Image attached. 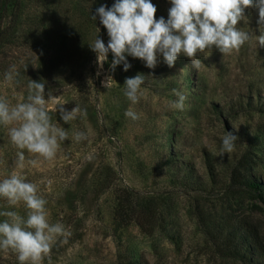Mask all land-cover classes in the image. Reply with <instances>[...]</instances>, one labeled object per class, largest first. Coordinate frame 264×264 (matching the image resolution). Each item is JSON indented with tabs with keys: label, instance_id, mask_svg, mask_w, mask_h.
Returning a JSON list of instances; mask_svg holds the SVG:
<instances>
[{
	"label": "rangeland",
	"instance_id": "1",
	"mask_svg": "<svg viewBox=\"0 0 264 264\" xmlns=\"http://www.w3.org/2000/svg\"><path fill=\"white\" fill-rule=\"evenodd\" d=\"M113 2L23 0L18 30L0 47V99L23 103L31 80L42 81L56 97L48 105L52 123L67 136L53 159L32 166L28 161L35 157L25 152L18 168L19 150L0 127V181L15 172L35 184L47 201L48 222L65 228L40 264H264V202L232 179L244 158L243 176L264 184L258 9L246 10L248 19L238 25L252 38L224 57L213 49L197 54L198 67L181 56L173 68L161 60L155 69L128 57V72L120 65L111 73L109 54L97 76L89 45L98 37L107 45L108 35L99 17L91 16ZM152 3L156 18L167 19L168 0ZM7 72L13 74L10 82ZM137 74L145 75V83L133 105L123 86ZM108 75L114 81L106 89L101 82ZM174 89L187 97L182 111L174 107ZM76 105L75 118L63 123L59 108ZM127 110L139 119L126 118ZM226 131L239 138L231 154L220 151ZM76 133L85 138L76 141ZM128 192L155 201L153 233L117 220L118 198ZM6 210L26 218L22 203L10 206L0 198V211ZM0 264L18 261L14 253L0 252Z\"/></svg>",
	"mask_w": 264,
	"mask_h": 264
},
{
	"label": "clouds",
	"instance_id": "2",
	"mask_svg": "<svg viewBox=\"0 0 264 264\" xmlns=\"http://www.w3.org/2000/svg\"><path fill=\"white\" fill-rule=\"evenodd\" d=\"M168 3L171 7L167 19L156 18L157 7L152 0H114L111 7L101 5L96 9L91 18L96 21L99 17L108 35L107 45L99 37L89 45L96 55L97 76L103 72L109 54L111 73L120 65L128 72L132 67L128 57L139 59L148 69H155L161 60L173 68L181 56L198 67L197 54L213 49L224 57L252 38L250 32L238 25L248 19L246 10L253 8L258 9L260 35L256 38L260 47H264V0H168ZM144 76L137 74L125 80L124 95L133 105L139 100ZM4 79L12 81V72L5 73ZM113 81L112 75H108L101 83L108 89ZM45 87L42 81L31 80L25 102L10 105L0 99V127L6 129L8 141L19 150L18 168L24 167L25 152L35 157L28 161L32 166L41 158L53 159L60 143L67 138L66 132L52 123L48 105L56 97L51 90L46 93ZM173 93L177 98L174 107L182 111L187 97L175 89ZM79 111L77 105L71 110L60 107V119L69 124ZM124 115L132 121L139 119L132 110ZM84 138V133L75 134L76 141ZM238 139L226 131L220 138L221 153L231 154ZM0 198L10 206L22 203L26 209V218L16 211H0V217H4L0 220V252L14 253L18 264H40L55 239L65 235L64 226L48 222L47 201L38 194L35 184L15 172L0 181Z\"/></svg>",
	"mask_w": 264,
	"mask_h": 264
},
{
	"label": "trees",
	"instance_id": "3",
	"mask_svg": "<svg viewBox=\"0 0 264 264\" xmlns=\"http://www.w3.org/2000/svg\"><path fill=\"white\" fill-rule=\"evenodd\" d=\"M23 7V0H0V47L14 38L20 25ZM245 161L244 158L241 159L233 171L234 184L254 194L256 199L262 203L264 202V184L243 176V172H248ZM255 208L257 211L262 210L260 207ZM115 215L119 222L125 225L136 223L148 234L153 233L157 228L158 206L155 201L143 200L133 193L128 192L127 195L118 198ZM245 227L249 232L255 230L250 225ZM246 251L249 252V250ZM246 251L242 256L244 260L247 259Z\"/></svg>",
	"mask_w": 264,
	"mask_h": 264
}]
</instances>
